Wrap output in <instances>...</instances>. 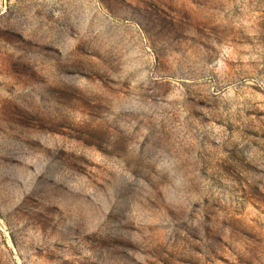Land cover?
<instances>
[{
  "label": "rangeland",
  "instance_id": "1",
  "mask_svg": "<svg viewBox=\"0 0 264 264\" xmlns=\"http://www.w3.org/2000/svg\"><path fill=\"white\" fill-rule=\"evenodd\" d=\"M0 264H264V0H0Z\"/></svg>",
  "mask_w": 264,
  "mask_h": 264
}]
</instances>
